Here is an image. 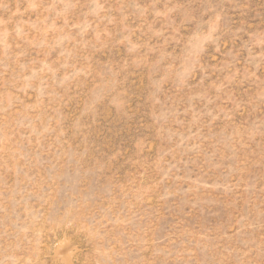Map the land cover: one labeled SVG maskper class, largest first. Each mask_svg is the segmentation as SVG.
I'll return each mask as SVG.
<instances>
[{
    "label": "rangeland",
    "instance_id": "obj_1",
    "mask_svg": "<svg viewBox=\"0 0 264 264\" xmlns=\"http://www.w3.org/2000/svg\"><path fill=\"white\" fill-rule=\"evenodd\" d=\"M0 264H264V0H0Z\"/></svg>",
    "mask_w": 264,
    "mask_h": 264
},
{
    "label": "bare ground",
    "instance_id": "obj_2",
    "mask_svg": "<svg viewBox=\"0 0 264 264\" xmlns=\"http://www.w3.org/2000/svg\"><path fill=\"white\" fill-rule=\"evenodd\" d=\"M49 238V237H48Z\"/></svg>",
    "mask_w": 264,
    "mask_h": 264
}]
</instances>
